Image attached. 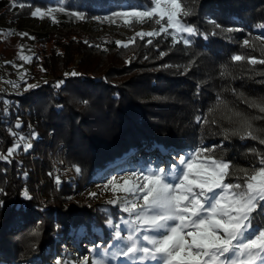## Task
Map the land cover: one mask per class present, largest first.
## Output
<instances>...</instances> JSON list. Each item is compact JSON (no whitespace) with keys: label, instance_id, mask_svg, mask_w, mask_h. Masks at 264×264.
Returning a JSON list of instances; mask_svg holds the SVG:
<instances>
[{"label":"trees","instance_id":"obj_1","mask_svg":"<svg viewBox=\"0 0 264 264\" xmlns=\"http://www.w3.org/2000/svg\"><path fill=\"white\" fill-rule=\"evenodd\" d=\"M188 4L194 14L186 22L200 33L189 38L191 45L174 44L171 37L159 35L151 38L152 44L146 43L148 37H137L123 48L115 42L127 43L141 31L131 36L94 37L73 25L89 19L109 25V20L94 18L142 10L151 6V0H0V18L9 21L31 15L36 8L66 9L53 13L58 31L35 41L26 75L19 82L23 91L0 92V154L17 143L19 136L36 134L28 151L18 150L10 163L0 160V262H26L58 253L69 233L83 235L81 226L88 238L97 230V240L92 243H100V237L106 240L111 230L101 209L114 214V223L127 214L105 202L87 206L84 200H75L85 184L120 167L136 166L141 171L150 164L167 167L165 160L173 161L200 146L220 145V129L194 120L207 113L218 95L230 106L255 113L231 89L247 98H264V76L256 74L264 71V65H256L250 73L252 66L233 62L231 57L242 53L264 58V43L255 40L260 34L257 26L264 24V0H188ZM76 11L85 18L71 15ZM112 20L123 26H143V32L158 27L152 22L125 25L122 18ZM228 28L233 31L227 32ZM244 38L250 39L254 51L241 47ZM3 45L0 37V60H14L17 53H8ZM225 70L228 75L221 76ZM72 72L78 75H70ZM58 81L63 84L56 88ZM17 122L21 128L15 127ZM257 123L264 126V122ZM48 131L52 143L61 142L64 148L67 166L75 175L74 186L69 170L49 175L47 163L42 162L39 151L48 142ZM252 147L264 151L255 141L233 137L223 141L216 154L248 167L254 159L249 153ZM56 176L62 181L59 186ZM25 190L31 200L24 198ZM255 224L264 227V214L256 215ZM91 255L87 250L77 259L69 251V259L62 260L77 264Z\"/></svg>","mask_w":264,"mask_h":264},{"label":"snow or ice","instance_id":"obj_2","mask_svg":"<svg viewBox=\"0 0 264 264\" xmlns=\"http://www.w3.org/2000/svg\"><path fill=\"white\" fill-rule=\"evenodd\" d=\"M19 6L24 7L22 3ZM57 11L64 13L66 9L63 6L49 7L46 11L36 8L31 15L41 19L49 16L56 23L53 13ZM193 14L188 0H151V6L142 10L113 12L110 16L94 19L115 23L112 17H119L125 25H132L135 21L152 22L158 26L152 31L137 32L127 43L116 41L118 47L128 48L137 37L141 40L148 37L146 43L152 44L151 38L159 35L171 37L174 44L182 42L189 46L192 43L189 38L200 34L196 26L186 22V18ZM71 15L81 20L85 18L78 11ZM209 22L221 28L219 23ZM257 28L260 34L255 40L264 42V24ZM8 34L13 33L9 30ZM241 47L255 50L249 38L243 39ZM164 54L160 53L161 56ZM19 59L31 61V57L23 54ZM231 60L252 66L250 73L256 65H264V58L242 53L234 54ZM220 74L228 75L226 70ZM256 74L264 76V71ZM70 75L78 74L72 72ZM9 83L18 87L11 81ZM62 84L63 81H58L55 87ZM231 91L255 113L249 114L230 106L223 96L218 95L206 114L194 118L198 125L220 129L219 134L223 137L220 145L200 146L178 155L173 161L165 160L163 163L167 167L157 163L155 167L150 164L146 170L109 175L102 191L111 192L112 198L105 204L127 216H121L120 222L114 223V214L102 208L101 212L107 214L105 224L111 231L106 233V240L100 237V243L93 242L88 249L92 255L83 257L77 264H264V227L255 224L256 215L264 214V151L250 148L249 153L254 159L249 161L248 167L237 166L216 154L223 141L233 137L264 146V126L257 123L264 122V98H247L236 93L235 89ZM15 127L21 128L22 125L17 122ZM35 137V133L31 137L19 136L17 143L0 154V160L10 163L18 150L32 148L27 141ZM75 171L79 173V167ZM61 182L56 176V185ZM98 195L89 193L92 198ZM23 196L32 199L27 190ZM81 233L86 235L84 226H81ZM55 264L67 262L57 259Z\"/></svg>","mask_w":264,"mask_h":264},{"label":"rangeland","instance_id":"obj_3","mask_svg":"<svg viewBox=\"0 0 264 264\" xmlns=\"http://www.w3.org/2000/svg\"><path fill=\"white\" fill-rule=\"evenodd\" d=\"M8 18H0V37L3 40V48L8 53H17V56L14 60H0V92H21L24 88L20 87L21 76L26 75V67L27 62L19 59L21 54L25 56H29L33 48V45H36L35 41L38 37H42L46 35L48 32H56L58 31V24L53 23L52 19L49 16H45L43 19L39 17H33L32 15L20 17L15 20H7ZM104 24L96 21V20H85L84 22H78L73 25L74 28H78L84 33H88L94 37L101 36H131L134 35L137 31H145L141 27H131V26H123L118 25L116 23H111L108 26H103ZM119 27L122 31L117 30ZM9 30L13 34L9 35ZM132 31V33L130 32ZM19 33H27V36L21 37ZM30 37H34L31 39ZM264 43V42H263ZM21 46H23V50L21 51ZM7 53V54H8ZM7 57V55H6ZM9 81L18 85V87H13ZM29 132L33 131V126L28 123ZM28 132V133H29ZM51 131H48L47 137L48 142L42 146L39 151V154L43 157L42 162H46L50 173L57 175L61 169L70 171V180L72 181V185L75 183V175L72 170L67 166L66 155L64 148L61 147V142L52 143ZM31 137V136H26ZM31 143V139L27 141ZM32 144V143H31ZM32 159V158H31ZM172 159H176L173 157ZM129 165V164H128ZM121 168V167H120ZM117 168L116 171L109 175L114 174H123L124 172H132V171H141L138 167L134 168H126L122 167L121 169ZM36 172L37 168H36ZM109 175L103 178H100L97 181L90 182L85 184L84 190L76 196L75 200H84L87 206H92L94 202H105L106 200L112 198L111 192H103L102 186L109 178ZM96 192L98 193V197L92 198L89 196V193ZM39 195V193H38ZM92 238H88L85 234L82 236L78 235V233L72 232L69 233L67 237H65L59 247V251L54 252L44 258H35L32 261L26 262H7L1 261L0 264H55L57 259H69L67 253L73 252L74 255L77 256V259L80 258V255H85V252L91 246L92 240L95 241L97 238L95 237L98 232L95 229L93 231ZM70 239V240H69Z\"/></svg>","mask_w":264,"mask_h":264},{"label":"built area","instance_id":"obj_4","mask_svg":"<svg viewBox=\"0 0 264 264\" xmlns=\"http://www.w3.org/2000/svg\"><path fill=\"white\" fill-rule=\"evenodd\" d=\"M103 26H108L107 24L106 25H103ZM115 28H117V30H119L120 29V31H122V29L121 28H119V27H115ZM141 28L142 29H144V30H146V28L145 27H143V26H141ZM131 33H132V31H130Z\"/></svg>","mask_w":264,"mask_h":264}]
</instances>
